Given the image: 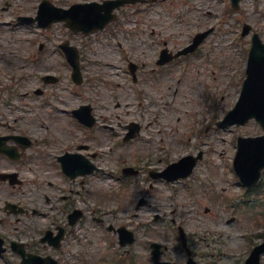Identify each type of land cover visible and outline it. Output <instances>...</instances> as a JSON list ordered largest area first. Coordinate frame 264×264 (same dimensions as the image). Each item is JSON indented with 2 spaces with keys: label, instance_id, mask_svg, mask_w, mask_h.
I'll return each instance as SVG.
<instances>
[{
  "label": "rangeland",
  "instance_id": "374dc122",
  "mask_svg": "<svg viewBox=\"0 0 264 264\" xmlns=\"http://www.w3.org/2000/svg\"><path fill=\"white\" fill-rule=\"evenodd\" d=\"M60 1L71 4L78 0ZM118 20L116 35L109 31L83 39L88 77L84 87L77 88L65 71L64 82L54 87L50 109L40 117L49 141L48 161H53L50 153L72 146L74 139L86 140V133L72 122V109L94 104L95 115L101 119L100 132L94 131L98 139L94 144L100 150L96 163L101 171L87 178L83 188L56 177L53 181L62 190L46 185L47 192L42 191V202L46 203L45 194L53 199L45 209L47 214L55 215L57 211L50 208L65 202L58 203L65 188L66 194L72 189L78 193L64 206L84 212L74 226H69L66 214L63 217L67 234L60 251L62 264H151L154 242L167 247L164 260L185 264L187 255L178 226L185 230L198 264H245L251 250L264 241V187L259 196H245L233 161L238 136H257L262 130L255 122L240 128H218L216 124L235 106L245 79L251 36H241L243 25H251L264 41V0H243L239 10L232 8L231 0L164 1L124 9ZM210 28L213 32L198 55L157 66L163 42L168 41L169 48L176 51ZM9 36L3 33L2 38ZM49 37L56 42L79 40L62 26L54 27ZM127 58L140 66L136 83ZM49 62L51 71L59 68V58L52 52ZM21 116V124L32 121L27 112L21 111ZM131 122L141 124L142 133L139 139L123 143ZM199 152L204 159L184 182L149 176L148 171L163 170L167 163ZM127 166L142 171L125 178L122 169ZM52 172L53 168L46 174ZM141 199L146 203L137 209ZM47 219L32 216L17 223L12 218L10 227L0 225V233L9 239L36 237ZM25 225L34 227L29 237L20 235L29 232ZM111 227L133 232V243L122 246ZM0 264L6 263L0 258Z\"/></svg>",
  "mask_w": 264,
  "mask_h": 264
},
{
  "label": "flooded vegetation",
  "instance_id": "af4514ba",
  "mask_svg": "<svg viewBox=\"0 0 264 264\" xmlns=\"http://www.w3.org/2000/svg\"><path fill=\"white\" fill-rule=\"evenodd\" d=\"M43 1L62 8L69 6L65 2L61 3L60 0H0V225L6 224L10 227L11 222L8 219L10 217H16V222L20 223L21 218L18 214L26 217L25 221L32 216L48 218V224L44 228H40L36 237H29V234L34 233V227L29 225L24 227L29 232L20 233L22 236L27 235L29 239L9 240L7 236L0 233L4 239L5 248H7L0 258H4L11 264H20L21 260L20 256L12 250L14 241L22 243V248L31 254L47 256L51 252H58V255H61L60 249L55 251L51 244L42 242V237L47 236V240L52 242L61 229L64 234L66 233V227L62 225L63 217L72 211L70 212V208H66L64 205L71 204L68 200L76 192L72 189L70 194H66V189H64V193H62L64 195L60 197L59 201L65 202H62L61 207H58L56 202L50 208L53 212L57 211L53 215L47 214L45 211L48 205L52 204L53 199L45 194L46 203L42 202L41 196L44 195L42 191L46 185L51 189L62 190V187L57 186L53 181L56 177H60L63 183L72 186L83 187L86 183V177V179L82 176L71 179L64 173L62 163L66 164L65 157L67 155L82 154L93 163L99 157V148L94 144L98 140L94 131L100 132L101 119L95 115L97 123L91 128L84 127L80 122L74 120L79 131L87 132L86 140H83L82 137L74 139L72 146L64 147L57 153H50L53 156V161L47 160L49 156L46 148L49 141L45 139L43 130L45 125L42 120L40 121V117L47 108L50 109L51 98L55 96L53 92L57 90L54 87L64 82L62 77L67 65L65 56L61 53L64 56L62 62H60L59 68L52 73L49 58L53 40H39L33 37V31L40 27L37 23L28 21L36 17ZM23 32H26L23 37H18ZM3 33H10V36L4 39L2 38ZM71 44L79 48L81 59H84L82 47L73 42ZM128 62L131 61L128 59ZM51 74H57L55 83H51V79L48 78ZM87 78L86 76L83 84L78 88L84 87ZM77 97L80 98L79 93ZM91 106L96 114L94 104ZM21 111L32 116V121L21 124L23 119ZM33 118L39 120L34 121ZM102 127L108 128L107 125ZM109 128L110 131H114L112 126ZM3 148L9 151H3ZM51 168H53V172L47 175L46 172H49ZM79 171L77 169L76 172ZM4 173L15 175L13 181L10 178L4 181L2 179ZM44 192H47L46 188ZM10 204L15 206L11 207ZM3 214L4 216H2ZM11 254L14 261L7 258V255Z\"/></svg>",
  "mask_w": 264,
  "mask_h": 264
},
{
  "label": "water",
  "instance_id": "95a60500",
  "mask_svg": "<svg viewBox=\"0 0 264 264\" xmlns=\"http://www.w3.org/2000/svg\"><path fill=\"white\" fill-rule=\"evenodd\" d=\"M145 1L146 0H117L106 2L104 5H99L97 3L80 4L75 5L69 11L59 9L48 10V8L44 7L41 10V18L50 23L55 21H67L68 25H70L73 30L90 33L94 30L103 28L110 20H112L114 16H112L111 13L116 8H120L126 4H135L137 2ZM240 1L241 0H232L235 7H238ZM209 33L210 31L198 35L195 39L194 45L181 53H188L189 51L194 50ZM70 60L75 68L76 76L78 75L79 77V74L77 73V59L71 57ZM252 118H255L264 129V44L258 35L253 37V46L247 70V80L244 83L241 98L236 108L228 114L226 123L242 125ZM186 161L183 160L179 165H183L186 168L187 173L168 177V179L174 180L178 179L180 176L185 177L189 175L196 165V160H191L190 163H186ZM263 169L264 136L258 138L240 137L239 151L235 159V170L240 176L242 182L247 187H252L259 181ZM88 172L89 171L83 172V174ZM263 253L264 244L253 251L247 264H260V257ZM159 259L160 255L155 251L154 260L156 261V264H161ZM25 260L24 264H56L51 258L42 259L32 256ZM189 264L195 263L190 260Z\"/></svg>",
  "mask_w": 264,
  "mask_h": 264
}]
</instances>
